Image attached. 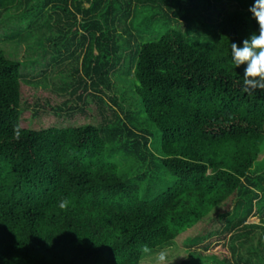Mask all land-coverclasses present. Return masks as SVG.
I'll use <instances>...</instances> for the list:
<instances>
[{
	"label": "trees",
	"instance_id": "1",
	"mask_svg": "<svg viewBox=\"0 0 264 264\" xmlns=\"http://www.w3.org/2000/svg\"><path fill=\"white\" fill-rule=\"evenodd\" d=\"M252 3L0 0V264H264Z\"/></svg>",
	"mask_w": 264,
	"mask_h": 264
},
{
	"label": "clouds",
	"instance_id": "2",
	"mask_svg": "<svg viewBox=\"0 0 264 264\" xmlns=\"http://www.w3.org/2000/svg\"><path fill=\"white\" fill-rule=\"evenodd\" d=\"M249 12L259 25L258 33L251 34L244 39L242 45L231 44V60L236 68L243 66V85L246 90H264V0H253ZM14 134L19 137L21 132L17 127ZM66 200L59 202L64 208ZM147 251V249H145ZM167 254L161 250L156 255L157 264H165Z\"/></svg>",
	"mask_w": 264,
	"mask_h": 264
},
{
	"label": "rangeland",
	"instance_id": "3",
	"mask_svg": "<svg viewBox=\"0 0 264 264\" xmlns=\"http://www.w3.org/2000/svg\"><path fill=\"white\" fill-rule=\"evenodd\" d=\"M159 31H160V29L158 28V30H155V31H153V32H151L150 33V35H149V33H148V35H149V37L150 38H148V39H146V40H153V38L154 37H156L158 34H159ZM154 134H157L158 133V131L156 130V129H152L151 130ZM250 221H254V222H256V221H258V218H254V219H251Z\"/></svg>",
	"mask_w": 264,
	"mask_h": 264
}]
</instances>
